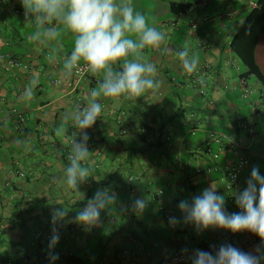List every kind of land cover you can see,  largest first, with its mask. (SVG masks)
<instances>
[{
    "label": "crops",
    "instance_id": "crops-1",
    "mask_svg": "<svg viewBox=\"0 0 264 264\" xmlns=\"http://www.w3.org/2000/svg\"><path fill=\"white\" fill-rule=\"evenodd\" d=\"M132 3L165 33L161 50L143 52L144 60L157 67L160 87L138 99H99L101 116L86 130L90 177L77 193L67 188L65 177L76 129L64 117L86 106L101 76H66L63 59L73 49L72 35L63 36L55 62L49 63V48L30 39L34 25L20 0H0V51L28 66L7 72L0 65V264H163L180 247L187 254L185 264H191L196 249L214 252L229 243L255 254L261 245L260 238L248 232L197 231L183 222L178 208L181 200L191 201L215 187L229 214L241 212L234 194L247 187L254 166L264 176V104L259 116L253 111L264 87L252 82L254 77H243L246 68L231 49L257 0ZM172 4L192 5L186 13H174ZM185 44L199 56L193 73L183 69L176 55ZM49 76L60 85H51ZM243 78L253 89L248 98L242 96ZM34 79V96L26 100L24 91ZM16 114L24 122L18 123ZM242 122L254 128V136ZM62 124L67 132L58 136ZM75 138L79 142L80 134ZM244 157L248 164L239 184L227 191V171ZM104 188L117 194L116 204L101 212L94 227L75 223L77 212ZM138 198L147 201L142 212L132 207ZM60 204L70 210L55 225L59 241L50 248L32 233L53 235L51 212ZM167 213L180 220L175 230ZM53 255L58 259L52 260Z\"/></svg>",
    "mask_w": 264,
    "mask_h": 264
},
{
    "label": "clouds",
    "instance_id": "clouds-1",
    "mask_svg": "<svg viewBox=\"0 0 264 264\" xmlns=\"http://www.w3.org/2000/svg\"><path fill=\"white\" fill-rule=\"evenodd\" d=\"M25 16L34 25L31 41L49 48L45 59L55 62L59 45L65 34H71L74 41L70 55L63 59V71L71 76L74 69L84 63L92 75H100L97 87L92 89L86 106L65 115V121H71L76 132L72 133L69 163L65 168L66 185L69 190L80 192V186L87 182L90 170L87 166L90 151L87 147L90 137L86 130L93 127L100 118L103 105L101 97L138 99L145 93L160 87L156 79L157 67L144 60L146 49L161 50L165 42V33L159 30L154 21L146 14L136 11L132 0H20ZM151 21V22H150ZM167 51V49H163ZM187 73L197 70L199 56L191 54L185 44L176 53ZM38 83L32 80L26 87L23 97L31 100L33 89ZM67 129L62 124L57 135H64ZM80 134L79 142L76 140ZM247 187L235 193L236 205L241 212L229 214L225 210V198L217 194L215 187L206 188L189 200H181L178 208L183 213V222L193 224L197 231L209 228H221L232 233L251 232L261 240L255 254L245 252L229 243L221 244L214 252L196 249L190 259L191 264H261L264 261V176L259 168L251 169ZM117 194L108 189H98L93 198L74 217V222L85 229L100 222L101 212L111 209L117 202ZM53 208L51 222L53 235L50 248L59 241L55 225L62 221L69 208L60 204ZM133 209L142 212L147 201L136 199ZM172 226L180 223L176 217H170ZM52 260L58 255L51 256Z\"/></svg>",
    "mask_w": 264,
    "mask_h": 264
},
{
    "label": "trees",
    "instance_id": "trees-1",
    "mask_svg": "<svg viewBox=\"0 0 264 264\" xmlns=\"http://www.w3.org/2000/svg\"><path fill=\"white\" fill-rule=\"evenodd\" d=\"M191 5L192 4H180V5L172 4L170 9L174 13H186L187 11L190 10ZM263 35H264V0H257L256 7L253 8L250 11V13L247 15L244 23L241 25L238 33L232 40L231 49L234 52V54L238 57L242 65L246 68V73L243 74V77L244 78L254 77L264 87V74L261 71L256 60L257 48L259 46L260 38ZM15 117L17 118L16 121L19 122V118L22 116L16 114ZM131 188H132L131 190H134L133 187ZM160 207L163 208L162 210L163 212L166 211L164 206H160ZM39 231H43V230H38L32 233V237L34 239H35L34 234ZM43 232H47V231H43ZM50 235L52 236V234ZM36 241L42 242L41 240L38 239H36ZM43 243H50V242H43Z\"/></svg>",
    "mask_w": 264,
    "mask_h": 264
},
{
    "label": "built area",
    "instance_id": "built-area-1",
    "mask_svg": "<svg viewBox=\"0 0 264 264\" xmlns=\"http://www.w3.org/2000/svg\"><path fill=\"white\" fill-rule=\"evenodd\" d=\"M251 7L255 8L256 4H252ZM231 15H232V13H229V16H231ZM0 65H1L2 69L7 71V72L12 71L16 68L17 69H19V68L27 69L28 68V66L24 65L21 60L14 58V57H12L6 53H3L1 51H0ZM198 73H200V71H198ZM88 74H89V72L87 71L86 67L84 66V63H82L79 68L74 69L73 73H72V75L75 79H84ZM48 79H49L51 85H55V86L60 85L59 79L52 78L50 76L48 77ZM241 87L243 89V95H242L243 98H248L249 95L253 92V89L244 78L241 80ZM263 104H264V96L259 103L254 104L253 111H254V114L256 116H259L258 109ZM22 122H24V118L20 117L18 123H22ZM241 125H242V127H244L247 130L248 134H250L251 136H254L255 130L253 127H249L248 125H246L245 122H242ZM247 164H248L247 158H245V157L241 158V160L238 163H236L232 168H230L229 171H227V182H226V186H225V189L227 191H232L233 189H235L238 186L239 176L242 173V171L244 170V168L247 166ZM130 180H132V178ZM132 193H133L132 196H134L135 195L134 191H132ZM160 209L163 210L162 207H160ZM170 217H172L171 214L167 213L166 219H167L168 223H169ZM169 225L171 226L172 229H174V230L176 229V225L172 226L170 223H169ZM244 232H247V231H244ZM241 233H243V232L232 233V234L233 235H239ZM248 233L253 234L251 232H248ZM34 237H35V239L41 240L42 242H50L51 235H50V233L39 231V232L34 234ZM186 260H187L186 251L184 248L180 247L174 252V254L171 256V258L163 264H185Z\"/></svg>",
    "mask_w": 264,
    "mask_h": 264
},
{
    "label": "rangeland",
    "instance_id": "rangeland-1",
    "mask_svg": "<svg viewBox=\"0 0 264 264\" xmlns=\"http://www.w3.org/2000/svg\"><path fill=\"white\" fill-rule=\"evenodd\" d=\"M257 60L262 70L264 71V36H262L259 41V46L257 50ZM255 80L256 79H252V82H255Z\"/></svg>",
    "mask_w": 264,
    "mask_h": 264
}]
</instances>
